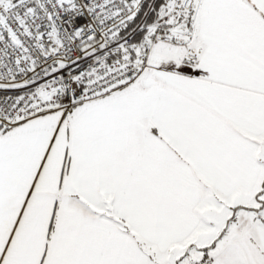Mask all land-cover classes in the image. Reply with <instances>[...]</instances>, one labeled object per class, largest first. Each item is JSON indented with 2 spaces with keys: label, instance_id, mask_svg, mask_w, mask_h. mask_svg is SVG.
Instances as JSON below:
<instances>
[{
  "label": "snow or ice",
  "instance_id": "obj_1",
  "mask_svg": "<svg viewBox=\"0 0 264 264\" xmlns=\"http://www.w3.org/2000/svg\"><path fill=\"white\" fill-rule=\"evenodd\" d=\"M0 264H264V0H0Z\"/></svg>",
  "mask_w": 264,
  "mask_h": 264
}]
</instances>
